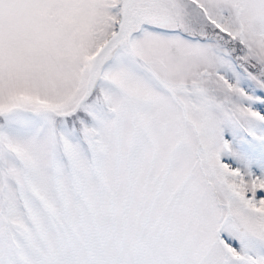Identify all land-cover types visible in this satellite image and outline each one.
Wrapping results in <instances>:
<instances>
[{"label":"snow or ice","instance_id":"1","mask_svg":"<svg viewBox=\"0 0 264 264\" xmlns=\"http://www.w3.org/2000/svg\"><path fill=\"white\" fill-rule=\"evenodd\" d=\"M0 264H264V0H0Z\"/></svg>","mask_w":264,"mask_h":264}]
</instances>
